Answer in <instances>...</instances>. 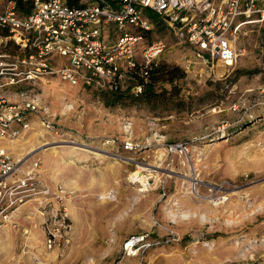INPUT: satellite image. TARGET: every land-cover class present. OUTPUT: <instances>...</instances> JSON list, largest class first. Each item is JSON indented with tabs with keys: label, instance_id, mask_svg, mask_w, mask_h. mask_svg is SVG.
Listing matches in <instances>:
<instances>
[{
	"label": "rangeland",
	"instance_id": "obj_1",
	"mask_svg": "<svg viewBox=\"0 0 264 264\" xmlns=\"http://www.w3.org/2000/svg\"><path fill=\"white\" fill-rule=\"evenodd\" d=\"M146 16L152 29L139 33L136 58L162 40L159 63L184 73L178 94L162 93L155 107L129 91L114 103L113 92L56 75L22 82L18 91L0 87L8 104L29 92L57 127V135L45 131L37 114L25 134L0 142L24 173L39 164L35 195L0 226V264H264V25L240 28L236 61L218 67L224 75L194 77L185 71L192 51ZM126 140L136 150L123 151ZM176 142L190 143L189 157L162 156ZM134 172L151 186L130 178ZM133 238L142 242L128 250Z\"/></svg>",
	"mask_w": 264,
	"mask_h": 264
},
{
	"label": "built area",
	"instance_id": "obj_2",
	"mask_svg": "<svg viewBox=\"0 0 264 264\" xmlns=\"http://www.w3.org/2000/svg\"><path fill=\"white\" fill-rule=\"evenodd\" d=\"M22 1L30 3L28 14H19L14 1H6L0 10V78L5 81L0 87L56 75L72 85L80 82L98 91H129L137 98L148 83L149 69L158 66L167 49L162 40L151 42L136 58L143 39L139 33L152 29L146 12L158 17L173 38L192 51L185 71L194 77L224 75L218 67L236 61L240 28L253 22L252 16L254 23L264 25V0H106L77 7L65 0ZM240 17L244 20L239 21ZM129 28L137 29V34L129 33ZM9 46L15 52L3 50ZM125 81L130 83L126 89ZM18 96L13 104L0 98V142L25 134L31 129V116L37 114L40 126L57 135L54 118L38 100L27 91ZM121 148L133 152L137 147L126 140ZM162 150L164 157L191 154L189 142L168 143ZM37 168L35 162L33 170ZM32 171L24 173L20 162L0 146V226H8L12 214L35 195ZM133 240L125 248L133 250L142 242ZM47 247H52V238Z\"/></svg>",
	"mask_w": 264,
	"mask_h": 264
},
{
	"label": "trees",
	"instance_id": "obj_3",
	"mask_svg": "<svg viewBox=\"0 0 264 264\" xmlns=\"http://www.w3.org/2000/svg\"><path fill=\"white\" fill-rule=\"evenodd\" d=\"M14 1L16 3V9L19 14L24 15L30 12V3L24 2L22 0H6ZM66 4L70 7H77L81 4L82 0H65ZM6 37V34H3ZM148 83L144 87L142 95L134 100H140L148 106L155 107V105L160 104L162 93L166 94L168 99L171 96L178 94L179 89L176 82L184 78V73L178 68L165 64L158 63L155 69H149ZM160 83H166L170 86L169 91L166 89H161L160 92L156 90V85ZM122 97V94L112 93L111 99L117 102Z\"/></svg>",
	"mask_w": 264,
	"mask_h": 264
},
{
	"label": "bare ground",
	"instance_id": "obj_4",
	"mask_svg": "<svg viewBox=\"0 0 264 264\" xmlns=\"http://www.w3.org/2000/svg\"><path fill=\"white\" fill-rule=\"evenodd\" d=\"M253 23H254V21L253 22H249L248 24H253ZM76 148L77 147H75V149ZM78 149H81V150L85 151L86 153H89V154L94 155L96 157H105L104 156L105 154H103L101 152H98V151H95V150H92L90 147H87L85 145H80V147H78ZM162 156H163V154H162ZM115 158H117L119 160H122V161H127V159L122 158V157H116L115 156ZM115 158H114V160H116ZM130 178L134 179L135 182H138V183L142 184V187H145V189L149 188L151 186V183H152V181L150 180L149 177H147V176L141 177V175L139 173H137V172L132 173ZM192 185L195 186L196 184L193 183Z\"/></svg>",
	"mask_w": 264,
	"mask_h": 264
},
{
	"label": "crops",
	"instance_id": "obj_5",
	"mask_svg": "<svg viewBox=\"0 0 264 264\" xmlns=\"http://www.w3.org/2000/svg\"><path fill=\"white\" fill-rule=\"evenodd\" d=\"M5 52H15V49L12 47V46H9L7 49H3ZM3 87V86H1ZM20 88V86H17V87H14V86H9V89L11 90H15V91H18ZM16 95H18V93H16Z\"/></svg>",
	"mask_w": 264,
	"mask_h": 264
}]
</instances>
